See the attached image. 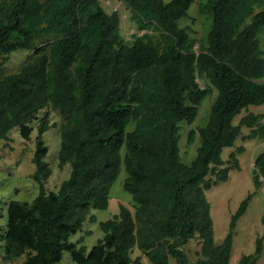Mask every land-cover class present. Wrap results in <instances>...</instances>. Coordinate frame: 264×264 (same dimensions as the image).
I'll use <instances>...</instances> for the list:
<instances>
[{
    "label": "trees",
    "instance_id": "trees-1",
    "mask_svg": "<svg viewBox=\"0 0 264 264\" xmlns=\"http://www.w3.org/2000/svg\"><path fill=\"white\" fill-rule=\"evenodd\" d=\"M120 2L144 30L129 40L118 32L117 11L99 0H0V56L30 51L15 71L0 68V142L12 127L27 139L38 123L31 156L37 192L29 202L6 204L2 256L58 264L65 251L75 264H144L140 255L130 257L136 248L149 264H229L235 223L251 193L216 243L204 192L238 169L244 146H234L237 138L264 140V112L248 110L264 103V0L203 2L209 29L195 48L190 26L176 22L193 0ZM213 90L195 154L184 164L179 125L194 120ZM45 109L62 117L57 164H69L54 191L43 186L50 174L41 138L48 126L39 116ZM194 136L189 130L187 141ZM224 147L233 148L222 159ZM121 167L133 212L119 203L117 213L98 221L102 235L86 250L70 236L86 218L95 221L90 209L106 208ZM251 172L256 188L264 182V147ZM194 238L199 249L189 263L182 247ZM261 251L257 236L236 264H255Z\"/></svg>",
    "mask_w": 264,
    "mask_h": 264
},
{
    "label": "rangeland",
    "instance_id": "rangeland-1",
    "mask_svg": "<svg viewBox=\"0 0 264 264\" xmlns=\"http://www.w3.org/2000/svg\"><path fill=\"white\" fill-rule=\"evenodd\" d=\"M168 1V0H163ZM206 0H193L186 10V16L179 18L176 22L179 26L189 25L192 37L195 39V48L198 43H203L207 30L209 29V19L206 12L200 8V5ZM102 7L110 10H116L119 15L118 32L125 39L129 40L132 34H141L144 30L137 31L136 23L131 17L130 11L120 0H99ZM262 47L264 48V27L259 33ZM30 53L25 49H16L8 54L0 56V68L5 73L15 71L22 60ZM200 84H202L200 82ZM215 96V90L207 94L198 105L197 114L194 120L189 123H180L179 138L177 146L179 156L184 164H188L198 145L197 128L203 126L208 117L209 106ZM255 112L261 111L262 106H249ZM46 116L40 117L46 122L48 128L42 133V140L46 146V154L43 160L50 168V174L44 181L45 191H54L61 180L66 178L69 173V164L66 163L59 167L57 164L56 152L59 144L58 125L62 117L55 110L45 109ZM54 124V125H53ZM32 130L27 139H22L18 134V128L12 127L7 132V140L0 142V264H21L24 255L13 259H4L2 256L3 240L2 234L6 221V204L11 200L31 201L37 192V186L31 179V173L34 165L31 162V156L34 148V137L38 123L31 124ZM133 124L127 128L130 129ZM195 132L194 138L189 143L188 131ZM242 144L244 151L237 155L238 169H232L228 172L226 181L217 182L208 190H205V198L209 203V215L212 221L213 239L218 243L227 231V223L230 214L236 208L238 202L248 193H251L245 212L237 219L233 230L232 247L229 256V264H236L240 254L250 253L253 250L254 239L257 236L262 237V251L255 264H264V182L254 188L251 182L253 157L264 147V140L246 139L241 141L236 139L234 146ZM233 148V147H232ZM224 147L221 150L220 157L225 159L227 153L232 149ZM124 149L120 150L122 156ZM126 172L121 167L118 176L111 184L108 191V204L104 209H90V215L94 217V222L87 218L82 223L81 229L70 236V240H81L88 250L101 237L102 232L98 228V221L110 218L118 211V204H123L133 212V201L128 192L122 187V182ZM199 245L197 239L190 240L182 247V250L189 263L197 257ZM140 255L144 264H149L146 258L139 250L133 248L130 257ZM58 264H75L71 261L68 252L63 251ZM168 264H175L174 260L169 258Z\"/></svg>",
    "mask_w": 264,
    "mask_h": 264
},
{
    "label": "crops",
    "instance_id": "crops-1",
    "mask_svg": "<svg viewBox=\"0 0 264 264\" xmlns=\"http://www.w3.org/2000/svg\"><path fill=\"white\" fill-rule=\"evenodd\" d=\"M257 106H262L263 107V109L261 110V111H258V112H255L252 108H248V110L249 111H252L253 113H262V112H264V103L263 104H260V105H257Z\"/></svg>",
    "mask_w": 264,
    "mask_h": 264
}]
</instances>
